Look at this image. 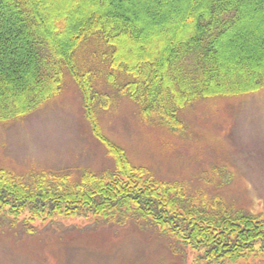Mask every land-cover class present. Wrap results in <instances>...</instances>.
<instances>
[{"label":"trees","instance_id":"16d2710c","mask_svg":"<svg viewBox=\"0 0 264 264\" xmlns=\"http://www.w3.org/2000/svg\"><path fill=\"white\" fill-rule=\"evenodd\" d=\"M91 41L109 52L115 75L107 81L176 134L184 132L180 112L189 104L264 88V0H0V121L24 117L61 93L67 70L83 92L93 133L115 161L113 170L84 169L79 179L0 167L3 221L28 231L57 219L134 221L192 250L195 264L264 257V212L159 179L102 131L96 75L83 71L75 54Z\"/></svg>","mask_w":264,"mask_h":264},{"label":"rangeland","instance_id":"374dc122","mask_svg":"<svg viewBox=\"0 0 264 264\" xmlns=\"http://www.w3.org/2000/svg\"><path fill=\"white\" fill-rule=\"evenodd\" d=\"M108 53L91 41L75 54L82 70L96 75L94 108L102 131L131 162L159 179L201 189L209 201L264 212V88L189 104L180 112L184 132L176 134L145 118L139 103L107 81L115 75ZM83 96L65 70L61 93L24 117L0 121V167L26 177L45 172L73 179L88 168L113 170L114 158L93 133ZM194 256L147 223L118 226L83 217L37 221L28 231L0 216V264H195ZM233 264H264V257Z\"/></svg>","mask_w":264,"mask_h":264}]
</instances>
